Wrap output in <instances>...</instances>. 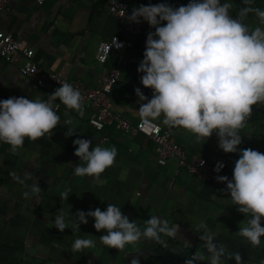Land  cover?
<instances>
[{
	"label": "crops",
	"instance_id": "0c3cea01",
	"mask_svg": "<svg viewBox=\"0 0 264 264\" xmlns=\"http://www.w3.org/2000/svg\"><path fill=\"white\" fill-rule=\"evenodd\" d=\"M127 2L132 10L161 0ZM167 2L174 6L187 4L186 0ZM232 2L230 11L235 15L242 5L240 0ZM108 4L109 0H8L0 13V30L16 38L20 47L32 48V58L37 63L81 80L88 87L97 86L100 75L108 69L118 68L119 76L110 92L112 108L136 121L141 116L134 89L140 87L146 96L152 95L151 89L140 83L141 73L137 71L150 26L142 21L143 33L130 36L109 12ZM253 6L264 8V0H255ZM245 22L251 27L256 25L253 14H249ZM112 35L130 39L133 44L111 50L104 63L97 62L94 56L98 43ZM21 62L19 52L11 62L0 57V99L10 96L47 99L57 87L34 85L18 72ZM53 104L61 123L48 136L35 141L26 138L15 153L8 144L0 143V264H130L133 257H137L140 264H184L190 253L204 251L197 232L201 220L217 233V241L230 251L240 252L243 264H260L264 259V242L254 247L237 234L239 224L244 223L247 216L231 204L226 191L218 189L211 181L189 174L178 165L176 158L157 156L154 142L144 134L128 135L110 125L106 127L108 139L102 142L101 132L88 123L95 113L89 103L83 102L82 116L59 99ZM254 106L264 109V104ZM161 119L154 120L169 129L188 154H198L208 161L222 157L233 171L238 153L221 150L215 133L197 142L193 133L169 128ZM68 120L71 123L64 125ZM240 134L239 148L264 153V112H252V119L246 122ZM77 137L91 140L93 146H116L114 164L101 173L103 183L73 174V166L79 163V157L74 155V148L78 146L72 143ZM121 175L125 178L121 179ZM34 181L42 189L41 199L23 195L30 191L29 186ZM65 189L70 192L64 201L59 195ZM107 203L120 206L130 220H136L141 226L153 214L177 223L178 235L165 237L166 246L142 239L119 250L100 242L105 230L97 231L93 227L94 218L89 217L87 224L80 225V230L66 227L60 231L55 226L50 227L51 219L61 207L75 214L77 210L96 207L104 210ZM77 237H89L96 246L73 253L69 248ZM261 239L264 240V236ZM186 240L191 247H186ZM228 264H236L235 259H230Z\"/></svg>",
	"mask_w": 264,
	"mask_h": 264
},
{
	"label": "clouds",
	"instance_id": "9594fccd",
	"mask_svg": "<svg viewBox=\"0 0 264 264\" xmlns=\"http://www.w3.org/2000/svg\"><path fill=\"white\" fill-rule=\"evenodd\" d=\"M240 3L242 6L233 15L232 0H188L187 4L179 6L161 0L134 7L127 20L146 21L154 28L146 34L137 67L141 73L140 83L152 91L149 98L140 87L134 89L140 116L162 117L163 125L185 129L194 134L197 142L215 133L221 150L238 153L231 179L227 175H217L215 179L226 182L231 204L247 216L246 221L239 224L237 234L256 247L264 242L261 239L264 236V153L238 146L242 143L240 130L245 127L252 106L264 104V8L254 7L255 0H240ZM249 14L256 19L254 27L245 22ZM112 45L120 48L122 42L113 36L110 48ZM57 99L79 115L84 114L81 90L67 81H59V87L48 94L47 99L24 96L0 99V143L8 144L15 153L26 138L35 141L48 136L61 123L53 104ZM70 123V120L63 122L64 125ZM72 143L78 146L74 148V155L79 157L73 174L103 183L101 173L114 164L116 146H93L91 140L80 137ZM223 166V162L218 161L215 171L219 172ZM29 187L30 191L23 193L25 197L42 198L38 182L34 181ZM69 192L70 189H65L60 199L65 201ZM89 217L94 218L93 227L97 231L105 230L100 242L119 250L142 239L166 246L165 237L175 238L179 232L177 223L155 214L141 226L136 220H130L115 203H107L104 210L96 207L77 210L75 214L61 207L51 219L50 227L55 226L60 231L66 227L80 230V225L87 224ZM197 232L204 251L190 253L184 264H200L201 261L228 264L232 258L236 264H243L240 252L230 251L217 241V233L206 221H200ZM95 246L93 239L77 237L69 250L77 253ZM186 247H191L187 240ZM130 264H140V261L133 257ZM260 264H264V259Z\"/></svg>",
	"mask_w": 264,
	"mask_h": 264
},
{
	"label": "built area",
	"instance_id": "2783aa9c",
	"mask_svg": "<svg viewBox=\"0 0 264 264\" xmlns=\"http://www.w3.org/2000/svg\"><path fill=\"white\" fill-rule=\"evenodd\" d=\"M186 1L188 2V0ZM7 2L8 0H0V13L6 8ZM108 10L119 21L123 31L130 36H139L143 33L144 25L142 23L127 20V16L131 12L127 0H109ZM149 31H154V28H150ZM113 36L119 42H122V47L117 48L115 45H112L110 48ZM132 44L133 42L130 39L112 35L110 38L101 40L98 43L94 58L97 62L104 63L111 50L131 47ZM18 52L22 55V62L17 66L18 72L29 78L34 85L38 87L47 85L59 87V81H67L81 90L84 102L89 103L95 111L88 119V123L95 130L101 132L102 142L108 139L106 127L110 125H114L116 129L128 135L144 134L154 142L157 156L160 158H176L178 165L189 174L203 181H211L216 184L218 189L226 191V182H219L215 179L217 175H227L229 179L232 177V171L228 169L224 158L216 157L214 160L208 161L198 154H188L179 145L173 133L161 126L156 120L139 117L136 121H131L113 110L110 92L118 79V68L108 69L100 75L97 86L88 87L81 80L71 79L66 75L59 74L37 63L32 58V48L20 47L16 38L10 33L0 30V57L6 62H11L14 55ZM251 119L252 113L246 122H249ZM218 161L223 162L224 165L219 172L215 171Z\"/></svg>",
	"mask_w": 264,
	"mask_h": 264
},
{
	"label": "water",
	"instance_id": "95a60500",
	"mask_svg": "<svg viewBox=\"0 0 264 264\" xmlns=\"http://www.w3.org/2000/svg\"><path fill=\"white\" fill-rule=\"evenodd\" d=\"M252 107H253L252 112H264V109H262L261 107H256V106H252Z\"/></svg>",
	"mask_w": 264,
	"mask_h": 264
}]
</instances>
